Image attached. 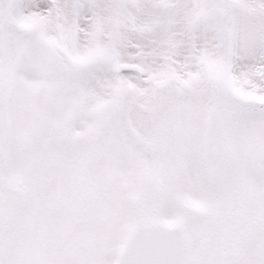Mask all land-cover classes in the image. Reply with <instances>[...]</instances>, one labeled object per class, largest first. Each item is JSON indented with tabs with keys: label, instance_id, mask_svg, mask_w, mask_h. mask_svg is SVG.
I'll return each instance as SVG.
<instances>
[{
	"label": "snow or ice",
	"instance_id": "1",
	"mask_svg": "<svg viewBox=\"0 0 264 264\" xmlns=\"http://www.w3.org/2000/svg\"><path fill=\"white\" fill-rule=\"evenodd\" d=\"M0 264H264V0H0Z\"/></svg>",
	"mask_w": 264,
	"mask_h": 264
}]
</instances>
